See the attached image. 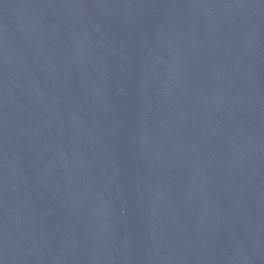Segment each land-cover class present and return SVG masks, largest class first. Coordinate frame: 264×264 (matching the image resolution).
Masks as SVG:
<instances>
[{
    "label": "water",
    "instance_id": "1",
    "mask_svg": "<svg viewBox=\"0 0 264 264\" xmlns=\"http://www.w3.org/2000/svg\"><path fill=\"white\" fill-rule=\"evenodd\" d=\"M0 264H264V0H0Z\"/></svg>",
    "mask_w": 264,
    "mask_h": 264
}]
</instances>
